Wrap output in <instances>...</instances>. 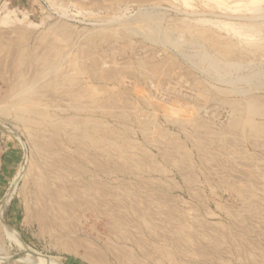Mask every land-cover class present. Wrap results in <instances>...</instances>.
I'll return each mask as SVG.
<instances>
[{
	"label": "rangeland",
	"instance_id": "rangeland-1",
	"mask_svg": "<svg viewBox=\"0 0 264 264\" xmlns=\"http://www.w3.org/2000/svg\"><path fill=\"white\" fill-rule=\"evenodd\" d=\"M78 1L0 0V62L1 60L4 62L0 67V91L6 87V79H15L13 68L15 66L19 69V61L21 60L18 57L21 52H25L28 57L21 73H18L29 77L31 71L35 70L32 68L29 70L34 54L42 56L49 51L47 46H53V43L59 47V53L62 56L60 60L57 59L58 62H61L57 69L63 71L69 69V61L76 56L78 57L77 60L83 61L81 64H85L89 70L92 59L96 57L98 60L106 62V67L101 66L102 70L105 69L101 70V73L112 69L116 71L119 69L127 70L130 66V72L125 73L120 79L121 81L118 79L97 80L94 73L90 74L89 70V72H83V75L80 74L75 80L72 79L75 83L74 86H78L77 88H80L81 85L97 86L98 84V86L103 87L104 94L100 96V99L110 111L107 110L106 113L105 110L104 116L101 117L100 112L94 110L92 115L103 120L104 136L109 141V147H106L103 154L91 147L89 158H82V154L80 155L73 146L67 144L65 132L55 136L50 133V130L53 129L51 126L39 128L35 124L26 125L15 117L16 109L11 110L9 114H3L4 105L0 104V118L1 120L4 119L3 122L0 120V123L6 126L5 128L4 126L3 128L0 127V211H2L4 220H7V223L19 231L30 248L51 257L53 259L52 264H91L78 255L68 253L64 247L68 244L73 245L77 251L79 250V253L95 254L97 257L101 256L105 261L108 259L107 262L110 264L118 262L115 260L114 254H118L119 250L125 254L123 255L126 260L123 258V262L129 259L131 264H264V138L260 140L263 143L259 141L258 144L249 138H243L244 136L238 135V132L236 135L226 133V139L229 140L222 138L221 133H224L222 128L229 123L232 114V108L227 101L230 96H214L208 93L209 98L204 102L196 95L191 80L193 76L197 75V78L215 81V85L219 88L225 86L228 88H248L249 86L237 81H235L237 83L225 82L226 84L222 81L217 82L216 78L210 77L200 68L197 69L195 64H191L177 46L165 45L161 37H158L160 41L157 43L145 39L147 32L139 30L140 23L136 21L144 11H159L168 20H165L166 22H181L184 20L183 18L188 19L194 16L206 18L209 22H207V26L214 28L215 34L222 35L221 40L235 45L234 49L237 52L231 55L232 58H235V56H239L240 48H247L249 44L246 43L247 38L242 36L240 38L239 35H235L236 30L231 29V31V27H226V24L224 26L223 22H227V25L236 26L234 28H238L237 32H246L239 22H261V20L264 22V10L261 13L255 12L254 9L257 4L251 5L252 0H241V2L240 0H184L185 3L183 0H153L152 2L149 0V6L143 2L144 0H129L130 3L126 0L124 5L119 0H99L96 3V0ZM260 1L261 3L258 5L264 8V0ZM127 3L129 4L127 5ZM245 6H248L247 12ZM258 15L260 17H254ZM261 15L263 16L261 17ZM211 21L222 23L220 26L217 22L219 25L216 26L215 24L216 27H212ZM134 25L138 28V33L124 36L123 33H126L124 30L133 28ZM109 28H115L117 31L104 30ZM233 31L235 32L232 33ZM262 32L261 35L257 36L260 37L258 40L261 42L257 56L258 60L262 59L260 62L263 61V63L259 62L260 68H264V55L262 54L264 49L261 50L264 47V31ZM148 33L152 32L148 31ZM152 34L148 35L152 36ZM150 56L168 59L169 61L173 58L181 68L182 77L179 80L169 79L164 82L160 80L163 83L155 77L150 78V80L143 79L138 73L142 69H136L134 66ZM2 58H5V61ZM57 60L53 58V64ZM8 64H10L9 70L6 68ZM27 64L29 66H26ZM2 66L5 68L4 70L1 69ZM51 72L44 76L45 78H41L43 83H40L42 88L48 82L49 85L45 87L51 86L49 87L51 89L47 90L48 92H44L47 98L45 102L51 104L52 107L54 106L50 110L53 112L56 109V113L61 112L59 115L62 117L67 114L83 117V113L78 114L68 108L71 103L68 102L69 98L65 99L64 96L68 97L69 94L63 89L68 88L66 87L67 79H64L59 71ZM57 79L59 82L61 80V83H65L63 88L60 87L62 84L58 85V92L52 90L57 85L50 83L52 80L57 82ZM263 79L259 89L252 88L249 91V96H259L264 101ZM140 88L144 91L145 97L150 98L148 99L150 103L138 95ZM92 95L95 98L96 94L92 93ZM236 98L239 97L236 96ZM188 103L193 104H190V107ZM192 108L195 110L198 108V111L196 110L198 121L196 119L195 124L188 122L189 120L187 122L183 120V117L193 110ZM178 109L181 112H178ZM125 112L127 113L126 120L120 117L122 114H126ZM178 114L182 121L179 116L176 117L177 119L175 118ZM146 118L151 121V130L146 129V124L149 122ZM260 120L258 121L260 122ZM197 122L206 123L209 127L201 128ZM195 128L201 129L202 138H194L197 137L193 131ZM8 129L20 134L24 144ZM205 135L210 137L204 138ZM170 138H173V141ZM239 138H243V141ZM199 139L204 140L201 142ZM234 139L235 142H233ZM114 142L121 145L130 143L134 150L124 148L126 151H123L122 155L120 154L121 150L112 147L111 144ZM250 142L255 146L252 143L251 145ZM45 143L49 146L42 149V145ZM227 154L230 155L227 156ZM127 155H130V159L125 157ZM70 156L73 159L69 158ZM99 159H102V163L98 168L96 166ZM133 160L135 161L134 164ZM38 161L46 163L45 168H48L47 170L50 169L51 171V168H57V176H60L57 179L60 181L52 186L56 190L63 186L65 191L70 189L75 192L74 190L83 188L82 190H85L88 196L91 193L89 197L92 205L84 204V206L80 205L79 207L75 203H67L68 206L67 204L62 205V209H67L66 216H64L67 225L65 232L56 230V228L52 235L42 234L37 226H32L26 221L25 203L30 193L26 180L32 164ZM144 161L152 164L149 165ZM77 163L81 166L78 167ZM101 167L102 170H100ZM59 168L62 172L58 171ZM19 170L22 175L17 180L15 192L10 195L9 192L14 186L15 176ZM98 182H103L102 186ZM236 188L244 189L242 197L236 193ZM70 190L68 191L71 192ZM99 196L101 197L98 198ZM246 196H250L252 200H246L247 203L254 201V209L246 205L244 201ZM95 199L101 201L102 205ZM71 201L72 198L68 202ZM24 254L25 250H20L14 242L5 237L2 250H0V264H8Z\"/></svg>",
	"mask_w": 264,
	"mask_h": 264
},
{
	"label": "bare ground",
	"instance_id": "bare-ground-1",
	"mask_svg": "<svg viewBox=\"0 0 264 264\" xmlns=\"http://www.w3.org/2000/svg\"><path fill=\"white\" fill-rule=\"evenodd\" d=\"M78 1V0H77ZM83 1V0H82ZM81 1V2H82ZM99 0H96V2H98ZM101 1V0H100ZM120 3L122 5H124V1L126 0H119ZM129 1V0H127ZM126 1V2H127ZM136 1V0H135ZM151 2L153 0H150ZM184 1V0H183ZM182 1V2H183ZM187 1V0H186ZM184 1V3L186 2ZM191 1V0H189ZM188 1V2H189ZM80 2V1H78ZM117 2V1H116ZM131 1H129L130 3ZM145 4H149V0H144L143 1ZM213 2V1H212ZM241 2V0H240ZM252 3H250L251 5L253 3L257 4L256 8L254 9L255 12L261 13V11L264 10V8L262 6H259L258 4L261 3L260 0H252ZM94 3V2H93ZM127 3V5L129 4ZM126 4V3H125ZM133 4V3H132ZM157 4V3H156ZM188 4V3H187ZM220 4V3H219ZM99 5V4H98ZM121 5V6H122ZM144 5V4H143ZM150 5V4H149ZM148 5V6H149ZM158 5V4H157ZM153 6V5H152ZM164 6V5H163ZM145 7V6H142ZM147 7V6H146ZM246 7V6H245ZM244 7V8H245ZM252 7V6H251ZM255 7V6H254ZM243 8V9H244ZM148 10V9H147ZM170 10V9H169ZM236 10V9H235ZM248 6L246 7V12H247ZM143 11V10H142ZM237 12V11H236ZM193 13V12H192ZM63 14V13H62ZM190 14V13H189ZM198 14V13H197ZM207 14V13H206ZM263 14V13H262ZM139 15V14H138ZM204 15V14H203ZM264 15V14H263ZM261 15V17L263 16ZM232 16V15H231ZM244 17V16H243ZM246 17V16H245ZM254 17H260L258 16H254ZM229 18V17H228ZM231 18V17H230ZM252 18V17H251ZM182 20L181 22H166L168 20L165 19L164 14L159 13V11H144L142 12L136 21H138L140 23V29L146 33V37L145 39H149L151 40V42L153 43H157V41L159 42L160 40H158V37L162 39V42L165 45H175L178 48H180L179 50H181V53H184L186 55V57L188 58V61L191 62V64H195L196 68H200V70L204 73H206L207 75L209 74L210 77H214L217 79V82L222 81V83L224 82V84H226L225 82H240V83H245L247 84L249 87L245 88V87H223V88H219L218 86L215 85V81H209L205 78H197L196 76L192 78V88L196 91V95L202 99L204 102L207 101L208 97V93L209 95H222L224 97H228L230 96L228 103L231 106V116H230V120L229 123L224 126L222 128V138L224 137L225 140H229L226 139V133H233V134H237L241 135L243 138L246 139H251V141L255 142L258 144V142L261 140V138H264V101H262L259 96H249V91H251V89L253 88H257L261 85V80L262 78H264V68H260V60H262L260 58V60H258V56L259 54H257L259 52V46L260 43L259 42V38L257 36L261 35L264 31V22H258V21H252V22H245V23H240L241 27L244 28V31L237 32L238 28H234L236 26H233L232 24L227 25V22H223L224 26L226 24V27H231V29L236 30L233 31L232 33L235 32V35H239V37H245L247 38L246 43H248V47L246 48H240V52L239 56H235V58H232L231 55L232 54H236V49L235 45L231 42H225V40H221V36L220 34H215L214 32V28H211L210 26H207V22L208 19L203 18V17H192V18H188ZM260 21V18H258ZM166 20V21H165ZM170 21V20H169ZM210 21V20H209ZM211 25L212 27L219 25L221 26V23H219V21H211ZM219 24H218V23ZM230 22V21H229ZM228 22V23H229ZM209 23V22H208ZM103 24V23H102ZM135 26V25H134ZM215 26V27H216ZM225 27V28H226ZM240 27V28H241ZM106 28V27H105ZM117 28V27H116ZM125 28V27H124ZM59 30V29H58ZM103 30V29H102ZM105 31H117V29L115 28H109L104 29ZM138 28L135 26L133 28H126L124 30L123 33L124 36H128V35H132L134 33H138L137 32ZM216 30V29H215ZM229 30V28H228ZM229 30V31H230ZM240 30V29H239ZM242 30V29H241ZM63 31V30H60ZM148 31L154 33H148ZM232 31V30H231ZM80 32V31H79ZM90 32V30H89ZM102 32V31H100ZM217 32V31H216ZM61 33V32H60ZM243 33V35H242ZM58 35H61L59 33H57ZM118 34V33H117ZM148 34H152V36H149ZM64 35V34H63ZM62 35V36H63ZM67 35V34H65ZM94 35V34H93ZM96 35V34H95ZM94 35V36H95ZM136 35V34H135ZM134 35V36H135ZM226 35V34H225ZM229 35V34H228ZM59 36V37H62ZM104 37V36H102ZM43 38V37H42ZM66 38V37H65ZM64 38V39H65ZM69 38V36H68ZM66 38V39H68ZM97 38V37H96ZM95 38V39H96ZM226 39V38H225ZM61 40V39H60ZM58 40V41H60ZM227 40V39H226ZM62 41V40H61ZM66 41V40H65ZM69 41V40H68ZM98 41V39H97ZM102 42V41H100ZM48 43V42H47ZM62 43V42H61ZM93 43V42H92ZM57 44V43H56ZM98 44L100 45V43L98 42ZM110 44V43H109ZM138 44V43H137ZM39 45V44H38ZM52 45V44H51ZM93 46V44H92ZM132 46V45H130ZM49 47V51L47 53H44L42 56H37L34 54L33 59H32V63H30L32 66H29L28 64L26 66H29V70L35 69L33 71H31V74L29 77H25L23 74H19L18 72L21 73L22 71V67H24L25 62H26V58L28 57L27 54L25 52H21L19 54L20 58L19 60V69L16 68L14 66L13 71L15 72V79H6L7 81H5L6 83V87L0 91V104L4 105V108L2 109L3 114H9V112L11 110H15L16 109V118L20 121H22L24 124L26 125H30V124H35V126H38L39 128H44L47 126H51L53 129L50 130V133L54 134L55 136H59L60 133H64L65 132V137L67 139V144L71 145L74 147V150L78 153H80V155L82 154V158L86 157L89 158V151H91V147L92 148H96L97 152L103 154L104 150L106 151V147H109L108 145V140L105 138L104 136V129H103V120L101 119H97L95 117H93L92 115V111L94 110H98L101 114V117L104 116V112L106 110L107 113V106H105L103 104V102H101L102 99H100V96H102L104 94V90L102 86H96V85H89V86H80V88L75 87V83L73 82V80H75V78L79 77L80 74H82L83 72H86L89 70V68L85 67V64H81L83 63V61L77 60L78 57L76 56L73 60L69 61V69L67 67V71L66 70H61V69H57V67L59 66V64L61 62H58L62 56H60L59 53V47L55 45V43H53V46L48 45L47 48ZM16 48V47H15ZM35 48V47H34ZM32 48V49H34ZM238 48V47H236ZM36 49V48H35ZM264 47H262L261 50H263ZM18 50V49H17ZM130 50V49H129ZM102 51V50H101ZM110 51V50H109ZM17 52V51H16ZM32 52V51H31ZM107 52V51H106ZM154 53V52H153ZM237 53V54H238ZM243 53V54H242ZM29 54V53H28ZM38 54V53H37ZM82 54V53H81ZM87 54L89 55V53L87 52ZM134 54V53H132ZM242 54V55H241ZM262 54L264 55V50L262 51ZM32 55V54H31ZM57 55V56H56ZM144 55V54H143ZM151 55V54H150ZM17 56V55H16ZM30 56V54H29ZM96 56V55H95ZM261 56V54H260ZM6 57V56H5ZM8 57V55H7ZM64 57V56H63ZM94 57V55H93ZM141 57V56H140ZM139 57V58H140ZM231 57V58H230ZM30 58V57H29ZM52 60H49L51 59ZM53 58L59 59L57 60V62H55L53 64ZM66 58V57H65ZM100 58V57H99ZM264 58V57H263ZM3 60L5 58H2ZM92 59V58H91ZM172 60L169 61L168 59L165 60L163 58H156L154 56H150L147 57L146 60L139 62L138 65L134 66L136 69H142V71H139L138 73H140V75L142 76L143 79L145 80H150V78H157L159 82L163 83L166 80L169 79H177L179 80L182 77L181 74V68L179 67V65L177 64V62L171 58ZM66 60V59H65ZM92 65L90 64L91 68H90V74L94 73L95 75V79H99V80H120L122 78V76H124L125 73H129L130 72V66H128L129 69H123V70H109L107 72L101 73V66L104 65L106 67L107 63L103 62L102 60H98V58L96 57L95 59H92ZM105 60V59H104ZM187 60V59H186ZM5 61V60H4ZM15 61L17 62L16 58ZM38 61V62H37ZM131 61V60H130ZM13 62V61H12ZM101 62V64H100ZM18 63V62H17ZM88 63V62H87ZM117 63V62H116ZM260 63H263L260 62ZM4 62L1 60L0 62V67L1 65H3ZM6 64V63H5ZM14 64V63H13ZM21 64V65H20ZM18 65V64H17ZM135 65V64H134ZM263 65V64H262ZM25 66V67H26ZM127 66V65H125ZM125 66H123L125 68ZM194 66V65H193ZM10 69V64H8L6 66V68ZM61 67V66H60ZM118 67V66H117ZM115 67V68H117ZM122 67V66H121ZM119 68V67H118ZM117 68V69H118ZM132 68V67H131ZM134 68V69H135ZM2 70H4L5 68H1ZM8 69V70H9ZM18 69V70H17ZM38 69V70H37ZM196 69V70H197ZM1 70V71H2ZM12 70V69H11ZM28 70V69H27ZM28 70V71H29ZM105 70V69H103ZM102 70V71H103ZM25 71V70H24ZM27 71V72H28ZM51 71H59L60 74L62 73V75L64 76V79L66 80V87L68 88H63V85H65V83H61L58 81L57 82L55 80H52L50 83L51 84H55L57 85V87L55 89H52L54 91H57L60 87H62L64 89V92L67 91L69 96H64L65 99L69 98L68 104H70V106L68 108L72 109L74 112L76 111V113L81 114L83 113L84 116H80V115H74V114H67L64 115V117H62L61 115H59L58 113H56V109L52 112V110H50L51 108L53 109L54 106L52 107V105L48 104L46 101V96L45 93L47 90H50L51 86H49L48 88L45 86L49 85V82L47 83V85H44V87L42 88V85L40 84L41 78H45L44 76H46L48 73H50ZM88 71V72H89ZM129 71V72H128ZM58 72V73H59ZM100 74H99V73ZM52 73V72H51ZM200 73V72H199ZM26 74V73H25ZM88 74V73H87ZM186 74V73H185ZM5 75V74H4ZM28 75V74H27ZM83 75V74H82ZM194 75V74H193ZM200 75V74H199ZM234 75V76H232ZM56 76L59 78V76L56 74ZM85 76V75H84ZM63 78V77H62ZM74 78V79H73ZM209 78V77H208ZM3 79V78H2ZM73 79V80H72ZM211 79V78H210ZM162 80V81H160ZM186 80V79H185ZM212 80V79H211ZM264 80V79H263ZM3 81V80H2ZM79 81V80H78ZM121 81V80H120ZM157 81V82H158ZM64 82V81H63ZM84 82V80H83ZM108 82V81H107ZM190 82V81H189ZM235 82V83H237ZM4 83V84H5ZM43 83V82H42ZM79 83V82H78ZM101 83V81H100ZM221 83V82H220ZM219 83V84H220ZM264 83V82H263ZM87 84V83H86ZM85 84V85H86ZM89 84V83H88ZM186 84V83H185ZM218 84V83H217ZM241 84V85H242ZM77 85V84H76ZM230 85V84H229ZM136 86V85H135ZM162 86V85H161ZM237 86V85H236ZM66 89V90H65ZM75 89V90H73ZM135 89V88H134ZM137 89V88H136ZM135 89V90H136ZM261 89V88H260ZM134 90V91H135ZM156 90V89H155ZM48 92V91H47ZM58 92V91H57ZM61 92V91H60ZM66 92V93H67ZM140 92V93H139ZM154 92V91H153ZM92 93H95L96 96L94 98V96L92 95ZM137 93V92H136ZM138 95H140V97H142L143 99H145L146 101H148V99L145 97V93L144 91L140 88L138 91ZM251 94V92H250ZM47 95V94H46ZM136 95V94H135ZM159 95V94H158ZM61 96V95H60ZM194 96V95H193ZM212 96V97H214ZM235 96V97H233ZM236 96H238L239 98L237 99ZM139 97V96H137ZM45 98V100H44ZM62 98V97H61ZM195 98V97H194ZM262 98V97H261ZM59 99V98H58ZM196 99V98H195ZM62 100H64L62 98ZM105 100V99H104ZM103 100V101H104ZM144 100V102H145ZM66 101V100H65ZM192 101V100H191ZM210 101V99H209ZM208 101V102H209ZM213 101V100H212ZM227 101H222V102H227ZM50 102V101H49ZM94 105H93V103ZM106 102V101H105ZM104 102V103H105ZM150 103V101H148ZM161 102V101H160ZM64 103V102H63ZM175 103V102H174ZM183 103V102H182ZM185 103V102H184ZM227 103V104H228ZM106 104V103H105ZM146 104V103H144ZM179 104V103H178ZM193 104V103H190ZM188 103V105H190ZM201 104V103H199ZM224 104V103H222ZM228 104V105H229ZM107 105V104H106ZM185 105V104H184ZM225 105V104H224ZM95 106V107H93ZM193 106V105H192ZM201 106V105H200ZM1 107V106H0ZM57 109H60L59 107L55 106ZM174 107V106H173ZM191 107V105H190ZM195 107V106H194ZM176 108V107H175ZM200 108V107H198ZM198 108H196V110L198 111ZM203 108V107H202ZM169 109V108H168ZM172 109V108H171ZM170 109V110H171ZM174 109V108H173ZM193 109V108H192ZM191 109V110H192ZM201 109V108H200ZM199 109V110H200ZM1 110V109H0ZM59 110V111H60ZM169 110V111H170ZM175 110V109H174ZM179 110V109H178ZM189 110V109H188ZM195 109H193L191 112L188 113V115H186L185 117H183V120H186L184 122H187V120H189L188 122H196L195 120L197 119V114ZM63 111V110H62ZM110 111V110H108ZM167 111V110H166ZM190 111V110H189ZM7 112V113H6ZM178 112H181L180 110ZM200 112V111H199ZM213 112V111H212ZM222 112V111H221ZM225 112V111H224ZM223 112V113H224ZM90 113V114H89ZM126 113V112H125ZM184 113V112H183ZM2 114V116H3ZM144 114V113H143ZM173 114V113H172ZM177 114V113H175ZM200 114V113H199ZM205 114V113H204ZM15 115V114H14ZM126 114H122L120 117H123L122 119L126 120ZM181 119L180 115L178 114L177 116H175V118L177 117ZM150 117V116H149ZM169 117V116H168ZM174 117V116H173ZM215 117V116H214ZM3 118V117H2ZM152 118V117H151ZM176 118V119H177ZM59 119H62V121H59ZM138 119V118H137ZM147 119V118H146ZM202 119V118H200ZM205 119V118H204ZM207 119V118H206ZM205 119V120H206ZM259 119L260 122L258 121ZM1 120V118H0ZM4 120V119H3ZM3 120H1V122H3ZM150 120V119H149ZM147 119V121H149ZM139 121H142V119H139ZM180 121V120H179ZM198 121V119H197ZM145 122V121H144ZM176 123V122H175ZM145 124V123H144ZM151 121H149L146 124V129H150L152 126L150 125ZM180 124V123H179ZM187 124V123H186ZM191 124V123H189ZM195 124V123H194ZM197 124H199L198 126H200L201 128H206L209 127V125L207 126L206 123L205 124H201L200 122ZM150 125V127H149ZM181 125V124H180ZM192 126H194L193 124H191ZM6 127L5 125L0 123V127L3 128ZM32 126V125H31ZM187 126V125H186ZM185 126V127H186ZM197 126V125H196ZM190 127V126H189ZM188 127V128H189ZM182 128V127H181ZM184 128V127H183ZM33 129V128H32ZM186 129V128H185ZM193 129V127H192ZM191 129V130H192ZM200 129V128H199ZM145 130V129H144ZM151 130V129H150ZM180 130V129H179ZM190 130V131H191ZM203 130V129H202ZM8 131L12 134H14L16 136V138L21 141L24 144V141H22L20 134H18L17 132L8 129ZM146 131V130H145ZM182 131V130H181ZM187 131V130H185ZM184 131V132H185ZM194 134H196L197 137H194L195 139L198 138H202V132L201 129L198 130L197 128H195V130H193ZM207 131V129H206ZM165 132V131H163ZM167 132V131H166ZM152 133V131H151ZM190 133V132H188ZM219 133V132H218ZM2 134V133H1ZM39 134V133H38ZM145 134V133H144ZM166 134V133H165ZM167 135V134H166ZM169 135V132H168ZM191 135V134H190ZM164 136V135H163ZM171 136V135H170ZM194 136V135H193ZM207 138L208 135H205ZM228 136V135H227ZM188 137V136H187ZM210 137V136H208ZM64 138V137H63ZM149 138V137H148ZM242 138V139H243ZM171 139V138H170ZM173 139V138H172ZM171 139V141H173ZM195 139H193L195 141ZM233 139V138H231ZM240 139V138H239ZM242 139H240L241 141H243ZM126 140V139H125ZM201 140V142H203L204 139H199ZM209 140V138H208ZM214 140V139H213ZM237 140V139H236ZM112 141V140H110ZM114 141V139H113ZM133 141V140H132ZM170 141V143H171ZM175 141V140H174ZM215 141V140H214ZM239 141V140H238ZM66 142V141H64ZM148 142V141H147ZM212 142V141H211ZM235 142V139L234 141ZM261 143H263L262 141H260ZM259 142V143H260ZM150 143V142H149ZM168 143V141H167ZM195 143V142H194ZM252 142H250L251 144ZM208 144V143H207ZM253 144V143H252ZM251 144V145H252ZM112 147H114L116 150H121L120 154H122V152L126 151L125 149H133L131 147L130 143H123L118 144L116 142H114V144H111ZM206 145V144H205ZM234 145V144H233ZM254 145V144H253ZM262 145V144H261ZM24 146V145H23ZM40 146V145H39ZM43 148H47L49 145L47 143L42 145ZM41 146V147H42ZM60 146V145H58ZM156 146V145H155ZM171 146V145H170ZM173 146V145H172ZM207 146V145H206ZM209 146V144H208ZM255 146V145H254ZM198 147V146H197ZM221 147V146H220ZM229 147V146H228ZM253 147V146H252ZM63 148V147H62ZM125 148V149H124ZM173 148V147H171ZM176 148H178V146H176ZM175 148V150H176ZM258 148V147H257ZM40 150V148H38ZM163 149V148H162ZM134 150V149H133ZM166 150V149H165ZM217 150V149H216ZM37 151V150H36ZM240 151V150H239ZM59 152V151H58ZM75 153V152H73ZM117 153V152H116ZM165 153V152H164ZM62 154V153H61ZM76 154V153H75ZM145 154V153H144ZM226 154V153H225ZM257 154V153H256ZM123 155V154H122ZM131 155V154H130ZM130 155L125 156L126 158L129 157ZM173 155V154H172ZM230 155V154H229ZM227 154V156H229ZM237 155V154H236ZM251 155V154H250ZM249 155V156H250ZM254 155V154H253ZM55 156V155H54ZM77 156V155H76ZM145 156V155H144ZM187 156V155H186ZM66 157V156H65ZM68 157V156H67ZM101 157V155L99 156V158ZM185 157V156H184ZM202 157V156H201ZM69 158H72L71 156ZM103 158V157H102ZM146 158V157H145ZM203 158V157H202ZM232 158V157H230ZM251 158V157H250ZM62 159V158H61ZM65 159V158H64ZM73 159V158H72ZM97 159V158H96ZM95 159V160H96ZM128 159V158H127ZM130 159V157H129ZM201 159V158H200ZM63 160V159H62ZM67 160V158H66ZM91 160V159H90ZM94 160V159H93ZM102 159H99L98 161V165L96 167H100L99 165L102 163L101 161ZM132 160V159H131ZM69 161V160H67ZM81 161V160H80ZM134 161V160H133ZM138 161V160H137ZM188 161V159H187ZM203 161V160H202ZM201 161V162H202ZM213 161V160H212ZM234 161V160H232ZM70 162V161H69ZM145 163H148L146 161H144ZM76 163V162H75ZM74 163V164H75ZM135 163V161L133 162V164ZM138 163V162H137ZM258 163V162H257ZM65 164V163H63ZM149 164V163H148ZM152 164V163H151ZM149 164V165H151ZM196 164V163H195ZM46 163H44L43 161H38L35 164L33 163L30 169V172L28 173V177H27V184L29 186V196L28 199H26V208H25V215H26V221H28L29 223H31L32 226H37L41 231L42 234H50L52 235L53 230H60L62 232L67 231L65 228H67L66 222H65V218L64 216H66V210L67 209H62V205H66L67 203H75V205H78L77 207H79L80 205L86 204H90V194L89 196L86 193L85 190L82 189H78L77 191L74 190L75 192H69L67 189V191L63 190V186L60 187L61 189H57L53 188L52 186L57 183L58 180L57 176L58 173H56V169L54 170V168H51L47 170L45 168ZM56 165V164H54ZM66 165V164H65ZM68 165H70L68 163ZM78 167H80L81 165L79 163L76 164ZM75 165V166H76ZM121 165V164H120ZM138 166V164H136ZM140 165V164H139ZM148 165V166H149ZM49 166V165H48ZM57 166V165H56ZM71 166V165H70ZM76 166V167H77ZM124 166V165H123ZM33 167V168H32ZM51 167V166H50ZM53 167V166H52ZM59 167V166H58ZM73 167V166H72ZM186 167V166H185ZM22 168V167H21ZM71 168V167H70ZM74 168V167H73ZM160 168V167H158ZM133 169V168H132ZM142 169V168H141ZM145 169V168H144ZM164 169V168H163ZM256 169V168H255ZM24 170V169H23ZM60 170V168L58 169V171ZM102 170V167L101 169ZM161 170V169H160ZM159 170V171H160ZM29 171V170H28ZM61 171V170H60ZM66 171V170H65ZM68 171V170H67ZM104 171V170H103ZM126 171V170H124ZM140 171V170H139ZM165 171V170H164ZM253 171V170H252ZM24 172V171H23ZM62 172V171H61ZM105 172V171H104ZM74 173V172H72ZM144 173V172H143ZM214 173V172H213ZM62 174V173H60ZM59 174V175H60ZM70 174V173H69ZM186 174V173H185ZM184 174V175H185ZM22 175V172L19 170L18 173L15 176V183L14 186H12L11 191L9 192L10 195H13V193L16 190V185H17V180L19 178V176ZM188 175V174H187ZM68 176V175H67ZM195 177V176H194ZM103 179V178H102ZM101 180V179H100ZM194 180V178H193ZM73 181V180H72ZM14 182V181H12ZM20 182V181H19ZM62 182V181H61ZM85 182V181H84ZM88 182V181H87ZM86 182V183H87ZM60 183V182H59ZM96 183V182H95ZM99 184L101 182H98ZM103 183V182H102ZM102 183L100 184L102 186ZM64 184V183H63ZM254 184V183H253ZM57 185V184H56ZM61 185V184H59ZM91 185V184H90ZM96 185V184H95ZM252 185V184H251ZM55 186V185H54ZM104 186V185H103ZM229 186V185H228ZM239 186V185H238ZM76 186H74L75 188ZM82 187V186H81ZM96 187V186H95ZM100 187V186H99ZM73 188V187H71ZM79 188V187H78ZM87 188V187H84ZM104 188V187H103ZM229 188V187H228ZM233 188V187H232ZM76 189V188H75ZM235 189V188H233ZM91 190V189H90ZM100 190V189H99ZM230 190V189H229ZM249 190V189H248ZM93 191V190H92ZM91 191V192H92ZM102 191V190H101ZM101 191H99L101 193ZM232 191V190H231ZM244 189L242 188H236V193L238 195H240L242 197ZM246 191V190H245ZM94 192V191H93ZM234 192V191H233ZM255 192V191H254ZM253 192V193H254ZM97 193V191H96ZM104 193V192H103ZM102 193V195H103ZM235 193V192H234ZM245 194V192H244ZM70 196V197H69ZM245 196V195H244ZM254 196V195H253ZM92 197V196H91ZM96 197V196H95ZM101 196H99L98 198H100ZM8 198V197H7ZM72 198L71 202L70 201ZM250 196H246V198H244V201L246 203V205L250 208L255 206L254 201L251 203H247V201H252L250 199ZM6 200V197L4 198ZM69 199V200H68ZM96 200V199H95ZM100 200V199H99ZM247 200V201H246ZM97 201V200H96ZM95 201V202H96ZM103 201V200H102ZM87 202V203H85ZM93 202V200H92ZM98 203H100L99 201H97ZM96 202V204H97ZM256 202V201H255ZM93 204V205H96ZM101 204V203H100ZM243 204V203H242ZM69 204H67L68 206ZM102 205V204H101ZM262 205V204H261ZM66 206V207H67ZM204 206V205H203ZM75 207V206H74ZM90 207V206H89ZM98 207V205H97ZM70 208V207H69ZM88 208V207H87ZM204 208V207H203ZM95 209V208H94ZM252 209V208H251ZM252 209V210H253ZM70 210V209H69ZM100 210V209H99ZM71 211V210H70ZM102 211V210H100ZM249 211V210H248ZM254 211V210H253ZM4 213V212H3ZM251 213V212H250ZM209 215H213V214H209ZM229 215V214H228ZM263 215V214H262ZM165 217V216H164ZM169 220V219H168ZM242 221V220H241ZM172 222V221H170ZM211 222V221H210ZM171 224V223H170ZM177 224V223H176ZM216 224V223H215ZM26 225V224H25ZM172 225V224H171ZM116 226V225H115ZM161 226V225H160ZM191 226V225H190ZM189 226V227H190ZM173 227V226H172ZM186 228V227H185ZM231 228V227H230ZM188 229V228H187ZM186 229V230H187ZM182 230V229H181ZM185 230V229H184ZM223 230V229H222ZM231 231V230H230ZM175 232V231H174ZM59 233V232H58ZM130 233V232H129ZM155 233V232H154ZM160 233V232H159ZM181 233V232H180ZM183 233V232H182ZM181 233V234H182ZM54 234V233H53ZM178 234V233H177ZM186 234V233H184ZM179 235V234H178ZM234 235V234H233ZM235 236V235H234ZM6 239L10 240L11 242H14L20 250H25V254L23 256H20L19 258H17V260L11 261V262H7L8 264H52L53 259L49 256L43 255L40 252L35 251L33 248H30L28 246V244L24 241V239L22 238V236L20 235L19 231L17 229H15L13 226H11V224L7 223V220L5 221L3 218V214L2 211H0V250H2L3 247V241ZM60 237V236H59ZM152 237V236H151ZM162 237V236H161ZM172 237V236H171ZM178 237V236H177ZM244 237V236H243ZM122 238V237H121ZM237 238V237H236ZM172 239V238H171ZM69 240V239H68ZM142 240V239H141ZM148 240V239H147ZM152 240V239H151ZM175 240V239H174ZM182 240V239H181ZM220 240V239H219ZM223 240V239H222ZM221 240V241H222ZM138 241V240H137ZM140 241V239H139ZM160 241V240H158ZM184 241V240H183ZM232 241V240H231ZM237 241V240H236ZM239 241V240H238ZM207 242V241H206ZM140 243V242H139ZM151 243V242H150ZM170 243V242H169ZM174 243V242H173ZM63 244V243H62ZM75 244V243H74ZM152 244V243H151ZM143 245V244H142ZM155 245V244H154ZM153 245V246H154ZM179 245V244H178ZM242 245V244H240ZM171 246V245H170ZM66 251L68 253L74 254V255H78L80 257H82L83 259H86L87 261H89L91 264H110V262H107V257H106V261L103 260V258L97 257L95 256V254H91L88 253L89 255H87L86 253H79L73 245H64ZM112 248V247H110ZM144 248H146L144 246ZM95 249V248H94ZM150 249V248H149ZM160 249V248H159ZM184 249V248H183ZM98 250V249H97ZM96 250V251H97ZM161 250V249H160ZM166 250V249H163ZM182 250V249H181ZM120 251V252H119ZM118 252L120 253V255L118 254H114L115 256V260L118 261L116 264H131L132 262L129 260L123 262L124 260H122L123 258L126 260L125 258V254L122 253L121 250H119ZM162 251V250H161ZM184 251V250H183ZM22 252V251H21ZM24 252V251H23ZM99 252V251H98ZM165 252V251H164ZM168 251H166L167 253ZM109 253V252H108ZM150 253V252H149ZM155 253V252H154ZM163 253V252H161ZM174 253V252H173ZM237 253V252H236ZM103 254V253H102ZM124 254V255H123ZM127 254V252H126ZM130 254V253H129ZM143 254V253H142ZM168 254V253H167ZM179 254V253H178ZM240 254V253H239ZM158 255V254H157ZM164 255V254H162ZM161 255V256H162ZM169 255H171V253L169 252ZM185 255V254H184ZM7 256V255H6ZM166 256V255H165ZM168 256V255H167ZM182 256V255H181ZM192 256V255H191ZM238 256V255H237ZM163 257V256H162ZM198 257V256H197ZM251 257V255H250ZM131 258V256H130ZM167 258V257H166ZM172 258V257H171ZM240 258V257H239ZM138 259V258H137ZM161 259V258H160ZM169 260V258H168ZM239 260V259H238ZM241 260V259H240ZM156 261V260H155ZM171 261V260H170ZM175 261V260H174ZM159 262V261H158ZM161 262V261H160ZM135 263V262H134ZM137 263V261H136ZM231 263V262H230ZM112 264H115L112 263ZM169 264V263H168Z\"/></svg>",
	"mask_w": 264,
	"mask_h": 264
}]
</instances>
